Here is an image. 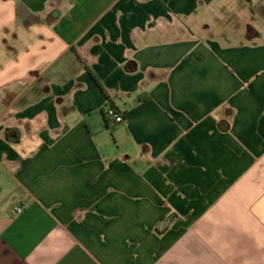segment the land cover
<instances>
[{
    "label": "crops",
    "instance_id": "obj_1",
    "mask_svg": "<svg viewBox=\"0 0 264 264\" xmlns=\"http://www.w3.org/2000/svg\"><path fill=\"white\" fill-rule=\"evenodd\" d=\"M246 20L264 0H0V264H264Z\"/></svg>",
    "mask_w": 264,
    "mask_h": 264
},
{
    "label": "trees",
    "instance_id": "obj_2",
    "mask_svg": "<svg viewBox=\"0 0 264 264\" xmlns=\"http://www.w3.org/2000/svg\"><path fill=\"white\" fill-rule=\"evenodd\" d=\"M16 13H17V19L25 21L24 23L29 24V23H39V18L35 16V14L31 13L24 5L21 3H17L16 5ZM106 117V114H105ZM107 118V117H106ZM172 222V218L163 220L159 224V229L160 230H165Z\"/></svg>",
    "mask_w": 264,
    "mask_h": 264
},
{
    "label": "built area",
    "instance_id": "obj_3",
    "mask_svg": "<svg viewBox=\"0 0 264 264\" xmlns=\"http://www.w3.org/2000/svg\"><path fill=\"white\" fill-rule=\"evenodd\" d=\"M105 114H106V117L112 122L113 125H119L124 122L123 114L112 107H108ZM23 211H24V206L22 205L16 206L13 209V216L17 217L21 215Z\"/></svg>",
    "mask_w": 264,
    "mask_h": 264
},
{
    "label": "rangeland",
    "instance_id": "obj_4",
    "mask_svg": "<svg viewBox=\"0 0 264 264\" xmlns=\"http://www.w3.org/2000/svg\"><path fill=\"white\" fill-rule=\"evenodd\" d=\"M237 21L238 20H229L230 24L232 23L231 26H238ZM254 23L257 24L255 29L253 28ZM244 27L247 33L260 32L262 33V35H264V20H246ZM0 193H1V190H0Z\"/></svg>",
    "mask_w": 264,
    "mask_h": 264
}]
</instances>
